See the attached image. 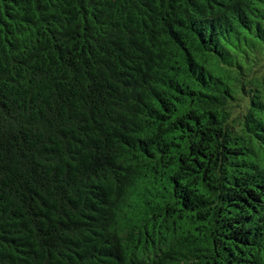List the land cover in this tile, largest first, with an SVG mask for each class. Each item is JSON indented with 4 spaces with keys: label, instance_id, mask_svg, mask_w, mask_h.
I'll return each mask as SVG.
<instances>
[{
    "label": "trees",
    "instance_id": "trees-1",
    "mask_svg": "<svg viewBox=\"0 0 264 264\" xmlns=\"http://www.w3.org/2000/svg\"><path fill=\"white\" fill-rule=\"evenodd\" d=\"M0 264H264V0H0Z\"/></svg>",
    "mask_w": 264,
    "mask_h": 264
}]
</instances>
